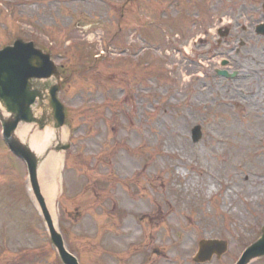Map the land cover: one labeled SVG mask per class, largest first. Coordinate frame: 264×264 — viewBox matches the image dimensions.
Masks as SVG:
<instances>
[{
	"label": "rangeland",
	"instance_id": "obj_1",
	"mask_svg": "<svg viewBox=\"0 0 264 264\" xmlns=\"http://www.w3.org/2000/svg\"><path fill=\"white\" fill-rule=\"evenodd\" d=\"M167 1L0 0V50L33 42L67 81L71 148L54 153L59 232L78 264H198L216 239L229 249L205 264H236L263 233L264 66L245 67L253 85L243 69L257 48L264 65V0ZM224 60L238 79L217 75ZM32 188L0 125V264H64Z\"/></svg>",
	"mask_w": 264,
	"mask_h": 264
},
{
	"label": "water",
	"instance_id": "obj_2",
	"mask_svg": "<svg viewBox=\"0 0 264 264\" xmlns=\"http://www.w3.org/2000/svg\"><path fill=\"white\" fill-rule=\"evenodd\" d=\"M261 29H264L263 27ZM56 80V84L49 90L46 96L44 87L38 82ZM63 82L61 75L52 63L50 56L37 50L33 43H24L18 40L12 47H6L0 51V121L4 128V138L10 149L20 156L28 165L31 176L34 196L40 204V209L47 223L48 231L53 245L64 264H78L77 259L70 255L64 247V239L55 228L53 220L47 209L46 203L40 191L38 183V170L51 151L62 152L68 149L57 141L55 146L48 147L44 155L38 156L28 144L23 143L16 135L18 127L22 123L37 124L40 130H44L49 122H53V128L58 132L66 123L64 109L58 100V93ZM39 100L43 115L37 117L33 106ZM194 141L201 137V128L193 131ZM226 251V244L208 241L201 243L200 254L196 258L198 262H206L217 252L221 256ZM264 257V229L262 238L247 249L238 264H250L253 260Z\"/></svg>",
	"mask_w": 264,
	"mask_h": 264
},
{
	"label": "bare ground",
	"instance_id": "obj_3",
	"mask_svg": "<svg viewBox=\"0 0 264 264\" xmlns=\"http://www.w3.org/2000/svg\"><path fill=\"white\" fill-rule=\"evenodd\" d=\"M30 126H21L18 131V138L29 145V147L38 155H44L48 147H53L59 141L60 143L67 136L62 131L58 137L55 136L53 131H45L43 133L36 132L30 133ZM54 145H51L54 142ZM64 154L52 153L43 162L38 170V181L40 182L41 192L46 202L47 209L53 219L56 229H59V211L56 206L57 200L61 193L60 174L64 166Z\"/></svg>",
	"mask_w": 264,
	"mask_h": 264
},
{
	"label": "flooded vegetation",
	"instance_id": "obj_4",
	"mask_svg": "<svg viewBox=\"0 0 264 264\" xmlns=\"http://www.w3.org/2000/svg\"><path fill=\"white\" fill-rule=\"evenodd\" d=\"M255 33H256V31H255ZM243 43H244V48H246L247 47V43L245 42V41H243ZM257 49H259L260 50V56H259V59H254L253 57H249L253 52V50H251V51H246L245 52V54H244V69H243V71H245V73L246 72H248V69L247 68H245V67H251L252 65H256V66H258V67H262V66H264L261 62H262V60H263V57H262V49L261 48H257ZM228 53H232L233 52V48H228V51H227ZM246 61H248V62H246ZM261 69H259L258 71H257V74H258V76H257V82L258 83H256V85L258 86V88H259V90L260 91H263V87H264V85L261 87V85L262 84H264V81L262 80L264 77V75H261ZM244 79L246 80V81H248V80H250L251 81V83H250V85H253L254 83H253V80H254V78H253V76L251 75V73H246V75L244 76Z\"/></svg>",
	"mask_w": 264,
	"mask_h": 264
}]
</instances>
